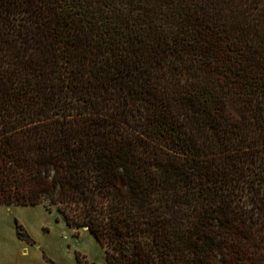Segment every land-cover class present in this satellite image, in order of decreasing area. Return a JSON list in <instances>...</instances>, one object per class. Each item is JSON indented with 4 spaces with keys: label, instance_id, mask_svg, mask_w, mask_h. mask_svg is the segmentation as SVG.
<instances>
[{
    "label": "trees",
    "instance_id": "trees-1",
    "mask_svg": "<svg viewBox=\"0 0 264 264\" xmlns=\"http://www.w3.org/2000/svg\"><path fill=\"white\" fill-rule=\"evenodd\" d=\"M0 204L107 264H264V0H0Z\"/></svg>",
    "mask_w": 264,
    "mask_h": 264
},
{
    "label": "crops",
    "instance_id": "crops-1",
    "mask_svg": "<svg viewBox=\"0 0 264 264\" xmlns=\"http://www.w3.org/2000/svg\"><path fill=\"white\" fill-rule=\"evenodd\" d=\"M17 220L34 243L17 234ZM107 264L106 250L86 227L75 228L44 204H0V264Z\"/></svg>",
    "mask_w": 264,
    "mask_h": 264
},
{
    "label": "rangeland",
    "instance_id": "rangeland-1",
    "mask_svg": "<svg viewBox=\"0 0 264 264\" xmlns=\"http://www.w3.org/2000/svg\"><path fill=\"white\" fill-rule=\"evenodd\" d=\"M53 212L57 215V218H58V212H57V208L56 207H53ZM26 241V240H25ZM27 242V241H26ZM85 260V259H84Z\"/></svg>",
    "mask_w": 264,
    "mask_h": 264
}]
</instances>
